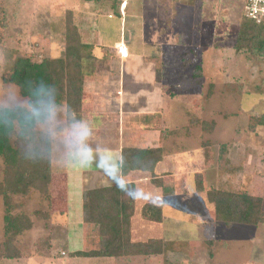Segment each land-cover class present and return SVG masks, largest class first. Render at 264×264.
<instances>
[{
	"label": "rangeland",
	"instance_id": "374dc122",
	"mask_svg": "<svg viewBox=\"0 0 264 264\" xmlns=\"http://www.w3.org/2000/svg\"><path fill=\"white\" fill-rule=\"evenodd\" d=\"M163 1H168L166 6L171 7L172 0ZM131 3L134 12L121 19L103 2L0 0V88L9 85L4 81L6 67L17 57L25 55L41 62L61 56L67 24L80 30L82 38L91 37V44L101 45L104 41L105 46L119 40L125 32L132 57L122 61L121 66L135 72L137 77L145 72L148 75L143 81L132 77L122 83L121 99L126 100V112H132L131 107L140 113L150 104L155 111V100L161 99L158 107L161 105L159 113L164 109L163 114L147 130L145 127V135L152 129L158 132L162 126L184 135L170 140V152L175 147L179 152L167 156L162 166L164 173L159 176L161 184L152 180L131 181L140 192L132 219L133 239L135 242L163 239L175 243L174 249L184 251L129 260L73 257L76 250L98 248L97 230L93 225L84 226L80 213L79 218L75 211L73 216L65 214L64 169L52 166L56 176L52 175L48 195L33 190L28 197L14 198L16 213L27 214L33 228L16 240L23 257L0 258V264H165V259L166 264H264V224L226 226L216 220L214 206L204 193L219 188L245 190L264 200V126L252 129L253 119L264 114V57L235 50L245 1L197 0L201 4L200 13L196 8L195 14L209 32L205 31L193 43L185 38L180 42L178 39L162 42V38L157 43L153 38L149 41L150 36L146 38L144 34L149 21L143 11V0ZM109 12L115 15L114 19L108 18ZM155 68L161 71L157 82ZM105 69L102 66L99 70ZM112 73L115 77V72ZM107 83L108 80L97 91L102 99L97 100L98 104L112 103L113 92L119 88L110 92L105 87ZM109 111L116 113L117 108ZM193 120L196 123L191 125ZM124 122L128 124L130 120ZM202 122L215 123L214 130L205 131ZM110 125L112 135L113 121ZM130 132L140 133L137 128ZM118 133L126 135L125 126L123 129L118 126ZM205 143L209 144L203 146ZM224 145L228 146L229 160L222 165L220 147ZM199 173L204 185L202 192L197 190ZM148 205L162 207L161 221L146 217ZM4 217L5 205L0 199V242L4 240ZM45 244L51 249L42 255L40 250L45 249Z\"/></svg>",
	"mask_w": 264,
	"mask_h": 264
},
{
	"label": "trees",
	"instance_id": "16d2710c",
	"mask_svg": "<svg viewBox=\"0 0 264 264\" xmlns=\"http://www.w3.org/2000/svg\"><path fill=\"white\" fill-rule=\"evenodd\" d=\"M82 2H112L115 14L119 15L122 0H80ZM65 50L60 58H47L36 62L29 56H20L7 64L5 83H22L34 76L42 77L54 83L64 101L81 117L84 99L85 72L83 62L85 57L92 58L93 46L85 43L80 30L75 26L68 27L64 33ZM238 53H247L264 57V25H258L247 19L244 14L239 25L235 41ZM96 61V59H94ZM91 72V71H90ZM93 72V69H92ZM161 71H157V81ZM196 121V120H195ZM194 120L190 123L194 125ZM252 129L264 126V114L254 118ZM202 129L212 132L215 123H201ZM203 130V131H204ZM169 135L180 134V131H169ZM205 143L203 146L208 145ZM228 146L220 147V162L228 164ZM162 149H125L122 151V174L132 171L151 172L152 181L160 183V178L154 175L157 164L163 158ZM0 199L5 205L4 240L0 242V258L18 260L23 257L22 250L16 246V240L27 231L32 230L30 217L21 212L16 213L15 197H28L33 190L43 195L49 194L52 183L53 168L46 163H29L19 157L14 144L0 136ZM121 170V169H120ZM224 170V166L221 167ZM136 189L134 183H128ZM201 174H198V192L204 191ZM207 200L214 206L217 221L226 226L243 224L258 226L264 224V200L244 191L233 192L226 189H210L206 192ZM136 209V198L121 191L117 185L106 188L91 189L84 192V222L93 225L97 230L98 248L77 251L73 257L97 259L129 260L137 257H161L168 253L181 254L174 249L175 243L163 239H150L145 242H135L133 239V216ZM146 217L161 221L163 218L159 208L151 205L145 207ZM209 243L208 245H211ZM40 253L46 255L51 247L44 245ZM49 247V248H48ZM187 248V246L185 247ZM212 255V253H211ZM165 259L164 263L166 264Z\"/></svg>",
	"mask_w": 264,
	"mask_h": 264
},
{
	"label": "crops",
	"instance_id": "0c3cea01",
	"mask_svg": "<svg viewBox=\"0 0 264 264\" xmlns=\"http://www.w3.org/2000/svg\"><path fill=\"white\" fill-rule=\"evenodd\" d=\"M131 1L132 0H122L120 2V10L118 16L121 19H125V17H127L130 13L134 12L135 9L131 7ZM103 3L109 4L108 9L110 8L109 10L115 13L113 10L112 2L105 1ZM167 3L168 1L164 2L163 0H143V11L145 12V16L149 21V23L146 24L147 27L145 28L144 33L145 36L147 35L146 38L149 35V41L152 42L153 38L154 43H157L158 38H162V42L163 39H166V41L168 42H172L178 39V41L180 42L181 38H183V40L185 38L187 42L190 41L191 43L198 41L196 39H199V36H203V33L207 31V25H205L202 20H199V16L195 14L196 8L200 13L201 4H197V0H172V5L170 7L166 6ZM189 4H191V6ZM75 5L76 7L79 6V4L77 3ZM93 11L95 12L94 9ZM159 12H161V15L159 14ZM100 14L101 13H99L98 15ZM108 18L112 20L115 18V15L109 12ZM208 32L209 30L207 31V33ZM90 42L91 37H89L87 40L85 39V43H87L88 45H92L93 50L92 58L88 59L85 57V60L83 62L85 81L81 117L90 122L93 128V132L95 131L96 133L92 136V142L94 144L106 146L107 148L111 149V151L106 155L102 154L98 164H94L87 169H64V171L62 172L64 175L63 187L65 191L66 203L65 214H67V216H69V214H72L73 216V211H75L77 218H79L78 214L80 213L83 222L85 191L97 188L112 187L117 185V183H133L131 182L132 179H134V181L137 180L138 182H147L152 179L153 174L151 172L132 171L126 175L120 174L121 170L120 168H118L115 160H113V153L116 154V159H119L121 162L122 151L125 149H162L164 151L163 158L157 164L154 171V175L159 177L160 175H162V173H164L162 166L164 165L169 153L175 154V152H179V149L176 147L173 151L170 152V140L173 137L184 138V135H169L168 132L174 130H168L166 126H162L158 132H156L154 129L149 130L150 133L148 135H145L144 132H147L145 131V127L147 130V126L152 124L163 114L164 109L162 110L161 114L159 113V107L161 105L158 107V103L160 104L161 99L155 100L157 101L155 111H152L150 109L152 107L150 104L149 106L143 108L144 110H142V112L140 113L137 112L134 108L132 109L131 107H129V109H131L132 112H126V110L128 109L126 108L127 105H124V102L126 100L122 101L121 99L122 94L120 87L122 83H124V81L127 82V80L132 77L135 78L133 80L143 81L147 79L148 76L145 72L143 76L137 77L135 75V72L131 73V70H128V68H125V66L123 67V65L121 66L122 61L129 60L132 57V53H130L129 51L130 43L126 36V33L122 32L120 39L108 43V46H105L104 41H102V47H99L101 46L99 43L91 44ZM117 45H124L128 49L130 55L128 59H122L120 55L116 53L115 47ZM61 56L56 58H60ZM146 58L147 56L144 59ZM94 59H96V61ZM119 63L120 65H118ZM148 63L153 64V62ZM102 66L106 67L105 71L99 70ZM113 71L116 74L115 77L112 73ZM106 74H109L108 78ZM154 79L157 82L156 68L154 72ZM107 80L108 83L105 84V87H107V89L109 88L110 92L115 91L117 87L119 88L116 90V92H113L115 96L111 98L113 102L110 104L112 105H107L105 102L98 104V101H102V99L100 98V96H97V91ZM98 81L100 84H98ZM117 84H120V86H117ZM159 84L162 85V83ZM149 99L150 101H153L151 100V95ZM127 104H129L130 106L133 105L130 103ZM113 107L117 108L116 113L109 111V109ZM122 109L124 110L123 112L121 111ZM156 111L158 112L155 114ZM140 118L142 121H140ZM114 120L116 121L114 122ZM124 120H130V122L127 124L124 122ZM112 121L114 126V128L112 129H114L115 131L111 135L110 124L112 123ZM118 126L121 129H123V127L125 126V128L127 129L126 135L118 133ZM134 128H137L139 130V135H133L130 132V130H134ZM136 175L137 177L133 178ZM55 176L56 174L54 173L53 177L55 178ZM78 205H80V212ZM155 207L159 208L163 215L162 207ZM67 219L69 222V217ZM84 226H86L85 222ZM77 251L79 250H76L74 252Z\"/></svg>",
	"mask_w": 264,
	"mask_h": 264
},
{
	"label": "clouds",
	"instance_id": "9594fccd",
	"mask_svg": "<svg viewBox=\"0 0 264 264\" xmlns=\"http://www.w3.org/2000/svg\"><path fill=\"white\" fill-rule=\"evenodd\" d=\"M0 136L15 145L25 162L58 169H87L111 151L92 142L90 122L64 101L54 83L39 76L0 88ZM113 160L122 174L114 153ZM117 187L133 198L140 195L126 182Z\"/></svg>",
	"mask_w": 264,
	"mask_h": 264
},
{
	"label": "built area",
	"instance_id": "2783aa9c",
	"mask_svg": "<svg viewBox=\"0 0 264 264\" xmlns=\"http://www.w3.org/2000/svg\"><path fill=\"white\" fill-rule=\"evenodd\" d=\"M244 16L258 25H264V0H244ZM115 51L122 59L129 58L128 49L124 45H117Z\"/></svg>",
	"mask_w": 264,
	"mask_h": 264
}]
</instances>
